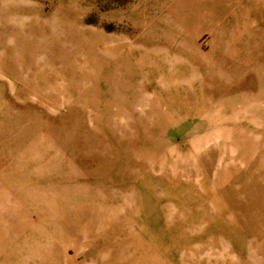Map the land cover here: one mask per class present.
I'll list each match as a JSON object with an SVG mask.
<instances>
[{"label":"rangeland","instance_id":"374dc122","mask_svg":"<svg viewBox=\"0 0 264 264\" xmlns=\"http://www.w3.org/2000/svg\"><path fill=\"white\" fill-rule=\"evenodd\" d=\"M174 1L0 0V264H264V64ZM203 59L259 93L206 103Z\"/></svg>","mask_w":264,"mask_h":264},{"label":"crops","instance_id":"0c3cea01","mask_svg":"<svg viewBox=\"0 0 264 264\" xmlns=\"http://www.w3.org/2000/svg\"><path fill=\"white\" fill-rule=\"evenodd\" d=\"M174 2L176 6L174 10L180 14V29H175L183 31L186 39L195 42L204 34L208 33L212 36L211 46L213 49L209 51L211 53L205 56L209 57L214 64L218 63L223 72L225 68L229 69V66L225 64L234 61H239L238 64L254 61L264 64V58L252 59L255 56V54H252L254 48L264 47V29L252 22L250 18L252 11L249 10L253 6L257 8L264 6V0H175ZM244 14L248 15L245 16ZM208 67L204 59L198 61L197 69L202 74V77H198L199 83L194 87V92L198 91L199 94L208 96L206 103L211 100L210 96H216L214 101L218 100L219 110H226V105H232V102H236L239 96L259 93L258 91L264 87V84L262 85L259 80L260 89L258 91H252L250 87H247V84L252 82L253 78L258 79L253 73L243 77L242 80L233 79L235 76L230 78L223 77L224 79H229V83H225L226 81L221 80V75L214 76L212 74L211 71L216 66L208 64ZM209 74L215 79L214 84H210L207 80L206 75ZM263 78L264 76L261 79ZM181 79L183 80V78ZM206 81L209 86H206ZM237 86H240L238 91H236ZM182 87L184 90L182 94L191 93L188 88ZM161 89L170 91L168 92L169 94L176 93L170 87ZM178 90L180 92L181 89L178 88ZM241 159L244 160V155L241 156Z\"/></svg>","mask_w":264,"mask_h":264}]
</instances>
